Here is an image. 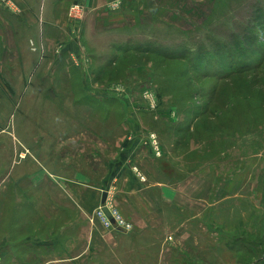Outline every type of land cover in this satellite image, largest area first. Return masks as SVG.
Wrapping results in <instances>:
<instances>
[{"label":"rangeland","instance_id":"374dc122","mask_svg":"<svg viewBox=\"0 0 264 264\" xmlns=\"http://www.w3.org/2000/svg\"><path fill=\"white\" fill-rule=\"evenodd\" d=\"M0 5L1 17L14 22L20 11ZM107 7L86 13L71 5L72 48L37 50L29 29L0 27L3 245L25 264L26 234L42 224L29 198L56 196L42 180L73 174L75 159L96 163L92 154L66 153L81 133L113 137L114 149L138 133L175 179V204L163 206L167 219L135 264H264V0H111Z\"/></svg>","mask_w":264,"mask_h":264},{"label":"crops","instance_id":"0c3cea01","mask_svg":"<svg viewBox=\"0 0 264 264\" xmlns=\"http://www.w3.org/2000/svg\"><path fill=\"white\" fill-rule=\"evenodd\" d=\"M110 1L10 0L14 8L5 4L7 8L13 12L19 10L20 13L14 16V22L6 21L0 13V27L10 29V33L19 26L29 29L30 38L35 41L29 39L30 43L37 50L49 52L53 49V43L70 45L72 48L75 26L71 25L73 22L68 17L71 5H83L86 13L102 8L108 12L107 4ZM35 28L37 34L38 29L42 34V41L36 37ZM52 35L57 38L51 39ZM80 45L79 39L76 45L78 50L83 49ZM76 135L79 136L75 133L64 139L63 146H68ZM81 137L83 141L75 142L74 151L67 150L66 153L76 154L79 150L86 156L92 154L96 163L87 160L88 165H81L75 159L74 165L67 170L73 174H65L54 181L42 180V184L57 189L56 196L29 198L27 205L36 207L41 213L42 224L40 231H30L28 236L26 234L23 244L25 264H135V261H144L146 240L161 231V217L167 219L163 206L168 208L175 204V190L172 187L175 179L172 180L157 167L156 157L149 152L143 136L139 138L138 133H134L131 138H119L115 149L113 137L109 142L97 133L83 132ZM112 151L116 153L114 157ZM146 152L147 158L144 156ZM103 154L108 157L104 158ZM151 158H154L156 165ZM136 165L142 169L143 174L140 173L144 178L147 177L146 181L137 175ZM99 168H103L101 171L104 173L97 176ZM47 175L52 176L49 172ZM41 189L44 190V187ZM104 192L111 196L117 209L132 224L128 232L107 230L99 221H92L94 210L101 203ZM2 251L7 254L0 256V264H20L22 255H14L13 245H3L1 239L0 253ZM122 261L127 263H120Z\"/></svg>","mask_w":264,"mask_h":264},{"label":"built area","instance_id":"2783aa9c","mask_svg":"<svg viewBox=\"0 0 264 264\" xmlns=\"http://www.w3.org/2000/svg\"><path fill=\"white\" fill-rule=\"evenodd\" d=\"M5 4H7L10 8H14L10 2V0H1ZM75 9H72L70 12L73 16H75V13L79 11V7H74ZM151 143L153 145V149L155 153L159 151L158 145L156 143V139L154 136L151 135L150 137ZM135 171L139 178L144 181V176L139 173V171L135 168ZM106 199L102 203H100L97 208L94 210V215L92 217V221L96 220L99 221V223L102 225L103 228L107 230H121L124 232H128L130 229H132V224L127 221L124 216L120 213V211L116 208L111 196H109L108 193H106ZM105 209L108 211V215L105 212Z\"/></svg>","mask_w":264,"mask_h":264},{"label":"water","instance_id":"95a60500","mask_svg":"<svg viewBox=\"0 0 264 264\" xmlns=\"http://www.w3.org/2000/svg\"><path fill=\"white\" fill-rule=\"evenodd\" d=\"M106 196H107V194H106V192H104V193L102 194V200H101L102 203L105 201ZM105 212H106V214L108 215V211H107L106 209H105Z\"/></svg>","mask_w":264,"mask_h":264}]
</instances>
